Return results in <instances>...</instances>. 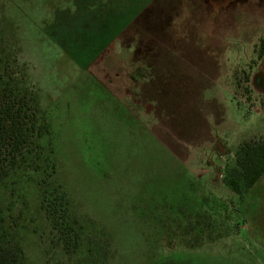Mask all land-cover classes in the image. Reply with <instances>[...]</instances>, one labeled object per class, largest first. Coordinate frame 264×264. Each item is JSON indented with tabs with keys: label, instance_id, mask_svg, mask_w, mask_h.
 <instances>
[{
	"label": "rangeland",
	"instance_id": "1",
	"mask_svg": "<svg viewBox=\"0 0 264 264\" xmlns=\"http://www.w3.org/2000/svg\"><path fill=\"white\" fill-rule=\"evenodd\" d=\"M0 34L43 152L0 172V246L21 264H264V175L242 198L220 179L264 138V0H0ZM55 183L76 250L40 208Z\"/></svg>",
	"mask_w": 264,
	"mask_h": 264
},
{
	"label": "trees",
	"instance_id": "2",
	"mask_svg": "<svg viewBox=\"0 0 264 264\" xmlns=\"http://www.w3.org/2000/svg\"><path fill=\"white\" fill-rule=\"evenodd\" d=\"M122 6L126 11L119 6L121 11L117 12L118 18H125L130 4L125 3ZM130 17L131 13L126 18ZM3 52L4 40L0 34V172L6 173L26 164L27 167L38 169L43 152L36 141L40 136L37 129V113L29 93H19V72L13 70L11 64L4 60ZM263 55L264 38L260 40L257 58L261 59ZM247 77L245 81H249ZM259 83L260 89L264 90V75ZM247 91L248 89H245V92ZM260 104L264 113V93ZM234 157V164L226 165L222 181L242 198L264 175V138L240 143ZM48 163L51 173L55 172L54 163ZM40 208L49 219L52 229L58 233L63 249L76 250L80 234L75 227L76 219L72 217L66 192L60 184L55 183L43 189ZM21 263L22 256L15 248L0 246V264Z\"/></svg>",
	"mask_w": 264,
	"mask_h": 264
},
{
	"label": "water",
	"instance_id": "3",
	"mask_svg": "<svg viewBox=\"0 0 264 264\" xmlns=\"http://www.w3.org/2000/svg\"><path fill=\"white\" fill-rule=\"evenodd\" d=\"M262 77V75H257L255 78L258 80L257 84H258V88L260 89V78Z\"/></svg>",
	"mask_w": 264,
	"mask_h": 264
},
{
	"label": "crops",
	"instance_id": "4",
	"mask_svg": "<svg viewBox=\"0 0 264 264\" xmlns=\"http://www.w3.org/2000/svg\"><path fill=\"white\" fill-rule=\"evenodd\" d=\"M260 108H261V104H260ZM223 176V175H222ZM222 176H220V179H222ZM258 183V182H257Z\"/></svg>",
	"mask_w": 264,
	"mask_h": 264
}]
</instances>
